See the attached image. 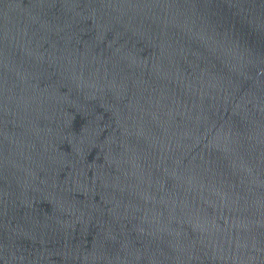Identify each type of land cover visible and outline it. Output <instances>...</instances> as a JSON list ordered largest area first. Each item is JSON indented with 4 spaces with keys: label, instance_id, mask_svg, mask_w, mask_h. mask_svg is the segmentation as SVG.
Masks as SVG:
<instances>
[{
    "label": "water",
    "instance_id": "obj_1",
    "mask_svg": "<svg viewBox=\"0 0 264 264\" xmlns=\"http://www.w3.org/2000/svg\"><path fill=\"white\" fill-rule=\"evenodd\" d=\"M0 264H264V0H0Z\"/></svg>",
    "mask_w": 264,
    "mask_h": 264
}]
</instances>
